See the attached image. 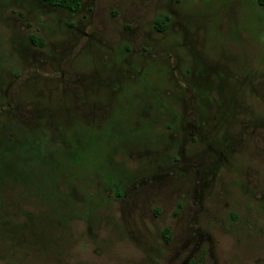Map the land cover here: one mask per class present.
Instances as JSON below:
<instances>
[{
  "label": "rangeland",
  "instance_id": "374dc122",
  "mask_svg": "<svg viewBox=\"0 0 264 264\" xmlns=\"http://www.w3.org/2000/svg\"><path fill=\"white\" fill-rule=\"evenodd\" d=\"M0 264H264V7L0 0Z\"/></svg>",
  "mask_w": 264,
  "mask_h": 264
},
{
  "label": "trees",
  "instance_id": "16d2710c",
  "mask_svg": "<svg viewBox=\"0 0 264 264\" xmlns=\"http://www.w3.org/2000/svg\"><path fill=\"white\" fill-rule=\"evenodd\" d=\"M44 3L53 8H59L63 10H67L71 13H76L81 10L84 0H43ZM257 2L264 7V0H257ZM156 29L160 32H164L168 28V22L166 19H156L154 23ZM30 41L33 46L36 47H45L46 41L45 39L32 35L30 36ZM163 238L165 242H170L171 231L170 229H166L162 232Z\"/></svg>",
  "mask_w": 264,
  "mask_h": 264
},
{
  "label": "flooded vegetation",
  "instance_id": "af4514ba",
  "mask_svg": "<svg viewBox=\"0 0 264 264\" xmlns=\"http://www.w3.org/2000/svg\"><path fill=\"white\" fill-rule=\"evenodd\" d=\"M38 3H40L43 7H44V9L45 10H47L48 9V11H50V10H53V9H59V8H53V7H50V6H48V5H46L45 3H44V1L43 0H38ZM43 10V9H42ZM63 10V9H62ZM67 11V10H66ZM47 12V11H46ZM69 12V11H68ZM79 12V11H78ZM78 12H76V13H78ZM71 13V12H70ZM76 13H71V14H76ZM22 17H24L23 15H21ZM167 18V20L169 19V17H165V18H157V19H166ZM155 21H156V19L154 20V22H153V28L155 29V30H157L156 29V27H155V25H154V23H155ZM158 31V30H157ZM167 31V30H166ZM166 31H164V32H160V31H158L159 33H165ZM32 35H35V34H31V35H29V37H28V42H29V44L32 46V47H34V48H40V49H44L45 47H46V45H45V47H36V46H33L32 44H31V41H30V36H32ZM35 36H37V35H35ZM39 37V36H38ZM42 38V37H41ZM44 65H48V64H46V62H45V64ZM62 66L63 65H61L60 67H59V65H58V68H57V70L59 69L60 70V72H61V81H66V82H72V83H74V81H75V77L78 75V74H75V73H70V75H71V78H68L67 80H65V77H66V75H67V70L66 69H63L62 68ZM192 100V99H191ZM190 103H192V101H190ZM193 103H195V105H196V108L195 109H193L192 108V110L190 111L189 110V107H188V105H187V109H188V111H187V113H186V116H185V119L187 118V117H189V113L191 114V116H194V117H191V118H197V117H200L202 114L206 117L205 118V120L207 119V121L209 122V120H210V118L211 117H209V118H207V115L204 113V112H202L201 111V109L204 107V105H203V103H201V102H196L195 100L193 101ZM197 111V113L195 114V112ZM215 117H217V116H215ZM217 118H219V117H217ZM195 121H197V120H195ZM203 122H204V120H203ZM217 125H218V121H217ZM214 127H218V126H216V124H214L213 125V127H212V129H214ZM215 143H217V146H219V143H218V140H216V142ZM215 143L213 144V145H210V146H215ZM184 146H186V145H184ZM224 146H232V145H229V144H227V145H224Z\"/></svg>",
  "mask_w": 264,
  "mask_h": 264
}]
</instances>
